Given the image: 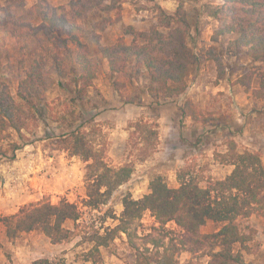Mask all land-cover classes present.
Wrapping results in <instances>:
<instances>
[{
    "label": "trees",
    "instance_id": "obj_1",
    "mask_svg": "<svg viewBox=\"0 0 264 264\" xmlns=\"http://www.w3.org/2000/svg\"><path fill=\"white\" fill-rule=\"evenodd\" d=\"M216 1V5L200 4L201 13L218 23L213 40L233 36L228 42L230 52L247 51L258 65L255 75L259 86L251 94L264 100V0ZM114 3L109 6L103 0H71L65 6L52 7L47 0H34L30 6L26 0H0V32L25 43L20 51L27 46L28 39L39 49L28 64L22 53L15 63L1 67L7 75L18 79L15 96L6 83L0 87L1 135L12 130L19 140H28L27 135L38 126L48 109L44 100L46 92L56 83L54 76L58 78V85L61 79L67 78V83L75 87L73 101L84 100L93 110L104 107L107 101L94 85L101 60L107 62V77L124 104L140 103L137 94L121 93L127 83L137 84L150 99L149 106L153 109L162 100L175 101L185 95L187 76L190 68L197 65L198 56L188 43L191 24L183 4L172 13L156 5L149 25L139 30L126 26L110 46L101 45L95 34L88 41H82L81 23L94 9H115ZM116 21L103 19L94 24L93 31L95 28L103 31ZM206 55L216 63L217 77H220L222 63L215 48L209 47ZM180 112L193 122L199 120L198 111L189 99L183 102ZM68 117L69 120L66 116L55 118L65 131L51 136L50 146L87 163L86 206L96 210L130 180L136 164L145 162L157 151L159 125L143 117L129 122L126 161L113 166L106 161L107 142L94 117L74 111ZM19 148L17 142H11L7 149L0 147V157ZM213 155L218 164L232 167L227 176L219 180L205 179L190 164L177 171L176 188L168 187L161 176L153 177L149 192L140 199H133L129 192L122 197L120 217L112 216L118 223L104 236H95L93 251L98 252L100 246H107L109 240L122 233L135 257L142 258L140 264H172L171 255L180 250L207 257V264H252L247 256L257 231L249 226L241 228L237 221L253 215L264 218V163L258 152L238 151L232 139L224 143L223 152L215 151ZM144 212L151 213L158 224L152 228L157 236L150 232L137 238L134 226ZM81 216L75 203L62 199L55 204L42 201L23 205L16 214L0 218V223L8 242L24 233L38 232L51 244H61L76 236ZM67 222H72L74 228H66ZM170 222L178 229L173 237L169 235L174 232L164 228ZM208 222L218 224L219 228L209 234L201 233ZM133 238L141 243L138 245ZM31 264L53 263L42 258Z\"/></svg>",
    "mask_w": 264,
    "mask_h": 264
},
{
    "label": "rangeland",
    "instance_id": "obj_2",
    "mask_svg": "<svg viewBox=\"0 0 264 264\" xmlns=\"http://www.w3.org/2000/svg\"><path fill=\"white\" fill-rule=\"evenodd\" d=\"M47 1L52 7H59L67 5L71 0ZM26 2L30 6L34 0H26ZM112 3L116 4L114 5L115 9L110 11L94 9L93 11H100L101 16L98 13L92 14L91 12L87 19L81 23L83 30L79 32V37L82 41H88L89 36L91 37L92 34L97 35L99 39L104 38V33L100 29L95 28L96 31H93V26L106 18L117 20L114 24H108L104 29L113 30L112 34L119 33L117 31L118 25L128 23L132 19L136 20V26L141 28V23L143 22L144 24L150 20V12L153 13L154 7L158 5L155 0H141L140 5L133 9L136 12L133 18L130 16L129 11L131 10L129 6L132 5V0H103L105 5L110 6ZM181 3L188 13V20L191 24L188 43L198 56V63L195 65L196 69L198 68L197 71L204 69V76L202 75L200 80L209 76V70L203 62L204 58L211 61L214 68H216V63L208 59L206 55V50L212 47L215 48L216 56L221 60L222 74L216 80H214V77H209V83H219L217 80L227 77V73H230L229 70L231 69L233 72L229 74V78L237 77L233 82L234 85H239L244 93L261 100L251 94V91L258 89L259 86L255 75L257 63H254L245 49H239L235 53L230 52L228 42L233 36H225L213 40L214 31L218 23L216 20L206 17L200 11L201 3L216 5L218 2L216 0H200L199 3H194L190 0H170L169 6L172 8L177 5L178 7ZM144 11L147 12L144 13ZM106 36H108V33H106ZM24 44L16 41L10 35L0 32V87L2 83H6L13 96L16 94L18 79L15 75H7L1 67L7 63H15L22 53L28 64L39 52L37 46L30 39L26 41L27 46L20 51ZM195 66L190 68L193 75L196 74V72L194 73L196 70ZM212 72L214 73V69ZM189 75L190 71L187 76V83ZM196 76H199L198 73ZM54 79L56 83L46 92L44 100L48 109L42 119L38 121V126L31 129L27 135L28 140H19L16 133L12 130L4 132L2 135L0 134V147L3 149H7L11 142L20 144V148L16 152H10L5 157H0V218L16 214L20 207L29 203L45 201L55 204L64 199L70 203H75L81 210L82 216L77 222L80 227L76 236L66 243L51 244L43 234L38 232L24 233L15 241L8 242L4 227L0 223V242L2 244L0 264H31L34 260L42 258L52 261L53 264H140L142 258L138 259V256L135 257L133 249L128 244L126 235L122 233L117 234L113 240H109L107 246H100L98 252L93 251L97 242L95 236L97 234V236H104L106 231L112 229L118 223L112 216L115 218L120 217L123 209L122 197L129 192L133 199H140L149 192V182L155 176H161L170 188L178 187L176 174L179 170L178 166L181 164L179 160L183 156L185 158L186 155H188V158L192 157L195 159L193 154L195 150H197V154L202 156L198 155L196 161H192L187 165H193L195 170H198L197 174L199 176L205 179L217 180V177L222 175L223 167L214 160V155L211 161L210 154H214L215 151L223 152L224 143L227 140H233L230 137H234L238 142L237 149L241 152H243L242 148L244 145L249 142V136L243 135V129L247 125L245 119L241 123L233 121V124H229L230 127L226 126L232 130L227 135L225 131L224 136L226 138L213 135L209 137L210 141H208L206 146H199L197 141L194 140L197 133L196 128L197 126L200 127L210 123L213 120L212 114H215V111L207 109L204 112L199 111L196 106H199L201 102L196 104L191 100L198 111L199 120L187 123L184 120L185 117H182L178 124L171 125L168 129L164 128L165 125L169 126L168 123H163L161 127L158 123V145L161 147V154H158L156 159L153 158V154L145 162L136 164L130 180L119 187L109 200L99 204L96 210H92L86 206L88 190L84 175L87 163L77 157H69L65 152L54 150L50 146V137L65 131L64 126L57 123L55 118L66 116L68 119L71 111L85 112L93 116L95 121L100 124L107 142L106 161L113 166H119L126 161L128 123L139 117L157 121L160 117V107L178 105L179 103L182 105L187 99L183 100L189 91V83L183 97L175 101L162 100L161 105L155 107L156 109L146 104L145 100L147 97L142 101V93L139 86L127 83L126 88L121 90V93L130 96L137 94L140 103H138L139 105L124 104L121 101L122 98L111 86L105 69L101 66L94 80V85L107 103L104 107L93 110L89 108V105L84 100L73 101L76 97L75 87L67 83V78L61 79V85H58L56 76H54ZM118 79L122 80L120 77ZM193 79H195L194 76ZM247 86L249 87L247 88ZM206 99L211 103L210 105L206 103V106H237L234 99L225 95V93L215 96L210 95ZM37 105L41 106V103H37ZM138 111L140 113L136 116ZM202 120H205V122L202 123ZM210 132L215 133L214 129L208 126L201 134L206 135ZM218 138H221L219 142ZM199 158H202V160ZM206 158H209V160H206ZM257 217L262 219V224L261 226L256 224L258 229L253 242L250 244L251 250L247 256V261L252 264H264V218ZM237 225L241 228L249 226L242 219L237 221ZM65 227L73 229L74 225L72 222H67ZM134 227L138 238L150 232L154 233L152 228H157L158 224L151 213L144 212ZM164 228L174 232L169 237H173L178 233L177 227L172 222L167 223ZM218 228V224L208 222L201 229V233L209 234ZM157 235L155 232L154 236ZM137 238L133 239L139 245L141 241ZM167 242L168 239L165 240V243ZM144 253L149 256V253L145 251ZM171 260L172 264H207L208 258L180 250L171 255Z\"/></svg>",
    "mask_w": 264,
    "mask_h": 264
},
{
    "label": "crops",
    "instance_id": "obj_3",
    "mask_svg": "<svg viewBox=\"0 0 264 264\" xmlns=\"http://www.w3.org/2000/svg\"><path fill=\"white\" fill-rule=\"evenodd\" d=\"M155 1L158 2L157 4L162 9H164L165 11H168L169 13L174 12L175 8L177 7V5H175L174 7L171 8V6H169L170 0H155ZM140 2H141V0H132V5L129 6V9H131V10H129L131 17H133V18L135 17L136 12H134L133 9L136 8L137 5H140ZM129 11H127V12H129ZM99 12L92 11V14L98 13L101 16V14ZM146 12L147 11H144V13H146ZM153 15H154V13L150 12V15H149L150 20L146 21L144 24L142 22L141 28H138L135 24L136 20L132 19L128 23H124V24L122 23V24L118 25V30H117L119 32L118 34H117V32L115 34H112L113 30H109V29L103 30L102 32L104 33V35H103L104 38L99 39V43L103 46L112 45L113 43H115L117 38L122 35V31L126 26H133L138 30L142 29L152 22ZM106 33H108V36H106ZM100 34H101V32H100ZM105 36H106V38H105ZM90 46L93 47V45H90ZM203 62H204V65H206V68L209 70L208 78L200 80V77L203 75L204 69L201 68L202 70L197 71L198 68L196 69V66H195L196 70L194 71V73L196 72V74H194V75H193V72L191 73V69H190V75L188 77L189 91L187 92V94L183 100H185L187 98V99L192 100L196 104L197 103L200 104V102H201V104L199 106H196L199 111L204 112L207 109V110L215 111V114H212L213 120L210 123H206L204 125H201L200 127L197 126V128H196L197 133L195 134L194 140L197 141L199 146H201V145L206 146L208 141H210L209 137H212L213 135L216 137L218 136L221 138H226V136H224V135L225 134L227 135V133H229V131H232V130L228 129V127H230L229 124H233V121H237V122L241 123V122L245 121V119H246L247 125L243 129V135L249 136L248 137L249 142H247L246 145H244V147L242 148L243 149L242 151L258 152L261 156L263 163H264V106H262V105H264V101L253 98L251 95L244 93L239 85H234L233 82L237 79V77L233 76L232 79L229 78V74L231 72H233L230 68H229L230 70L228 69L230 71V73L229 72L227 73V77H224V79L217 80V81H219V83L218 82L209 83L210 82V80H208L209 77H214V80H216L217 70H216V68H214L211 61H208L207 59L204 58ZM100 65L102 66V68L105 69V71L107 73V70H108L107 62L105 60H101ZM213 69H214V73L212 72ZM197 73L199 75L198 77L196 76ZM232 75H233V73H232ZM193 76L195 79H193ZM133 85L137 86V84H135V83H133ZM141 93H142V101H144L145 97H147V99L145 101H146V104L149 105L150 99L143 92H141ZM221 93H225V95L232 97L235 101V104H237V106H206V103H208V105L211 104L206 99V97L208 98V97H210V95L215 96V95L221 94ZM137 105H139V104H137ZM180 107H181V103H179L178 105H168V106L160 107L159 108L160 109V111H159L160 117L157 119V122L159 123L160 127L162 126L163 123L169 124V126L168 125L164 126L165 129H168L169 127H171V125L178 124V122H180V120L182 119ZM139 110H140V107H139ZM237 111H238V113H237ZM139 113H140V111H138L136 113V116H138ZM239 113H240V115H239ZM241 114H242V116H241ZM184 120L187 123L192 122V119L190 117H185ZM208 126H211L214 129V132L217 134L211 133V132H210L211 134L208 133V134H210L209 136H208V134H206V135L201 134V132L204 131ZM226 126H228V127H226ZM225 131H226V133H225ZM189 135H190V133H189ZM221 138H218V142L220 141ZM230 138H233V140L238 145V142L235 140L234 137H230ZM159 146L160 145H158V148L156 151L157 153H154V155H153L154 159L157 158L158 154H161V147H159ZM238 148H239V146H238ZM196 152H197V150H195V152L193 153L195 156V159L192 157L188 158V155H186L185 158H183L184 156L182 158H180L179 161L181 164L178 166V169L184 167L185 165L189 164L192 161H196V158L199 155ZM199 156H202V155H199ZM212 156H213V153L210 154V160L211 161L213 158ZM199 159L202 160V158H199ZM206 160H209V158H206ZM197 161H199V160L197 159ZM221 166L223 167L222 175L220 177H217V180L223 179L232 170V167L229 165H221ZM174 188H176V187H174ZM244 221H246L247 225L256 229V231L258 229L256 224H258L259 226H261V224H262V222H261L262 219L258 218L256 215H253V216L249 217L248 219H244Z\"/></svg>",
    "mask_w": 264,
    "mask_h": 264
}]
</instances>
